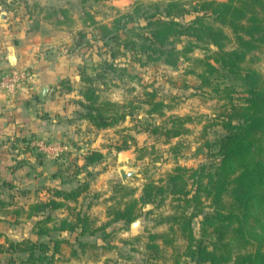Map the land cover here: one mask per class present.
<instances>
[{
  "label": "rangeland",
  "instance_id": "1",
  "mask_svg": "<svg viewBox=\"0 0 264 264\" xmlns=\"http://www.w3.org/2000/svg\"><path fill=\"white\" fill-rule=\"evenodd\" d=\"M179 1L187 9H192L203 0ZM165 5L166 1L163 0H40L32 14L34 21L46 36L50 33L55 55L66 56L71 69L54 85L52 94L58 101V108L44 112L43 104L38 99L30 105L33 110L30 114L37 122L39 132L11 139L12 158L6 164L10 176L6 177L8 181L0 177V201L5 204L0 206V244L27 239L46 244L51 240H66L69 246L62 245L53 264H144L147 256L144 254L143 242L149 233L167 231V225L160 222L159 217L172 213L174 204L166 198L162 202L144 205L139 210L141 214L137 218V227H131L134 221L126 223L115 220L114 212L123 208L131 192L138 198L146 183H158L176 166L196 169L218 163L219 157L214 155V143L225 133L219 115L226 102L215 99L210 90L200 87L199 79L188 73L190 59L203 58L217 49L213 46H207L205 50L196 48L187 57H180L175 67H170L159 62L141 66L129 60L131 53L122 48L121 40L126 36L136 40L133 35L137 31L132 29L144 27L148 21L164 18ZM125 15L126 18L114 25L112 33L102 39L101 27H112L117 18ZM196 15L190 13L177 21L187 25ZM115 29L118 31L115 32ZM139 33H144V30ZM115 34L121 39L118 45L111 41ZM189 40L186 37L172 39L166 49L180 52ZM105 63H113L115 69L107 68ZM259 67L264 69V64H259ZM81 73L93 79V85L102 99L120 104L139 97L145 90H155L168 107L165 109V117H192L187 123L190 132L170 140L152 135L146 128L158 125L165 117L145 114L146 107L133 111L123 123L113 128L97 131L88 125L84 126L83 122H86L78 119L84 110L77 103L84 86L79 81L78 75ZM219 82L229 85L237 93L241 92V82L233 76L223 74ZM240 96L234 94L233 97L236 99ZM20 112L18 123L28 117L25 109ZM53 130L54 134L51 133ZM262 138L264 141V132ZM36 140L67 144L71 152L63 154L59 159H51L32 146ZM123 140H126L127 149L117 151L115 148L121 146ZM92 150L100 151L104 157L98 163L84 167L83 157ZM39 163L46 166L45 171H51L54 167L58 175L56 179L44 175V191L36 184ZM121 169L134 173L124 183L120 178ZM107 171H112L114 178H110L103 190L92 188V185H101ZM119 183L124 188L117 187ZM85 185L79 197L75 201L64 202L67 206L61 209L46 211L44 215L31 218H27L23 212L15 214L16 210H25L31 203L47 200L51 195L50 190L64 191L67 188L70 191ZM260 190L264 194V185ZM210 210L211 207L205 202L202 215L192 221L197 239L200 238V221ZM3 211L13 213L6 215ZM251 212L263 214L262 218L254 219L257 222L250 218L255 231L261 233L264 230V205ZM76 214L88 217L90 228L98 230L84 236L78 235V229L69 230L68 224L74 223ZM44 217H50L45 226L48 233L36 236L32 232L33 226ZM79 244L84 247L80 248ZM71 250H75L74 256ZM50 253L47 251L44 255L49 257ZM17 256L2 253L0 263L5 264L8 259ZM174 258L180 264H194L184 255V241L179 237L175 240L174 248L166 247L162 251L160 262L170 264Z\"/></svg>",
  "mask_w": 264,
  "mask_h": 264
},
{
  "label": "trees",
  "instance_id": "2",
  "mask_svg": "<svg viewBox=\"0 0 264 264\" xmlns=\"http://www.w3.org/2000/svg\"><path fill=\"white\" fill-rule=\"evenodd\" d=\"M163 1H166L164 18L132 29L137 31L133 35L136 40L128 36L121 40L115 34L111 41L118 45L121 40L122 48L131 53L129 60L141 66L159 62L175 67L180 57H187L196 48L205 50L207 46H213L217 49L203 58L190 59L188 73L199 79L200 87L210 90L215 99L226 102L219 115L225 133L214 143V155L219 157V161L214 166L203 165L196 169L174 167L158 183H146L138 198L131 192L123 208L114 212L115 220L132 223L141 214V207L169 198L174 204L172 213L159 217L160 222L167 225V231L148 234L143 242L147 256L144 264H164L160 262L161 253L166 247L174 248L177 237L184 241V255L194 264H264V230L257 233L250 223V218L255 221L263 216L252 213V209L254 212L264 205V194L260 190L264 185V69L259 67V64H264V0H203L192 9H187L179 0ZM190 13L197 15L189 24L182 25L177 21ZM126 17L117 18L112 27L102 26L101 38L109 36L114 25ZM142 30L144 33H139ZM180 37L190 39L182 51L166 49L172 39ZM105 65L115 69L113 63ZM223 74L241 82L240 93L219 82ZM78 76L84 85L81 99L77 102L84 111L78 119L85 121L93 130L113 128L142 107H146L147 115L165 117L168 107L155 90H145L139 97L120 104L102 99L89 75L81 73ZM234 94L241 96L234 99ZM191 120L188 115H170L158 125L146 129L166 140L176 139L190 132L187 123ZM122 143L115 148L117 151L127 149L126 140ZM103 157L100 151H88L82 165H93ZM116 186L124 188L121 183ZM85 188L86 185L67 192L50 190L51 195L46 201L31 203L25 210H16L15 214L23 212L31 218L61 209L67 206L64 202L75 201ZM205 202L211 210L200 221V238L197 239L192 221L202 215ZM0 206L5 204L0 201ZM3 212L6 215L13 213ZM48 221L50 217L37 221L33 234L47 235L45 226ZM90 223L88 217L76 214L74 223L68 226L69 230L78 229V235L84 236L98 230L90 228ZM66 244H69L66 240H51L48 244L29 239L8 241L5 245L0 244V254H18L8 259L7 264H53L56 254ZM79 246L84 247L83 244ZM47 251L51 252L49 257L44 255ZM75 254V250H71V255ZM170 264L180 263L174 258Z\"/></svg>",
  "mask_w": 264,
  "mask_h": 264
},
{
  "label": "crops",
  "instance_id": "3",
  "mask_svg": "<svg viewBox=\"0 0 264 264\" xmlns=\"http://www.w3.org/2000/svg\"><path fill=\"white\" fill-rule=\"evenodd\" d=\"M39 4L40 0H0V72L8 67L7 49L13 46L17 58L16 66L27 68L31 73L30 81L20 88L13 98L0 99V177L5 181H8L6 177L10 176L6 164L12 158L11 139L14 136L23 138L26 133L39 132L37 122L30 114L33 111L30 105L38 99L43 104L44 112L58 108V101L52 94L54 85L71 69L66 56L55 55L50 33L46 36L34 21L32 14ZM44 88H47V92L40 98ZM23 109L28 117L24 118L22 123H18V115ZM83 124L87 126V123ZM54 131L51 133L54 134ZM45 168L43 163H39L36 176V184H39L43 191L44 175H51L53 179L58 176L54 167L51 171H45ZM110 178H114L113 173L107 171L101 185L97 187L92 185V188L103 190ZM63 190L67 191V188ZM40 195L43 196L44 192Z\"/></svg>",
  "mask_w": 264,
  "mask_h": 264
},
{
  "label": "built area",
  "instance_id": "4",
  "mask_svg": "<svg viewBox=\"0 0 264 264\" xmlns=\"http://www.w3.org/2000/svg\"><path fill=\"white\" fill-rule=\"evenodd\" d=\"M31 79L29 69L23 67L10 68L9 66L0 72V99L13 98L17 91L27 84ZM32 146H35L41 153L51 159H59L63 154L71 152L67 144L59 142L35 141ZM83 152L82 154H84Z\"/></svg>",
  "mask_w": 264,
  "mask_h": 264
},
{
  "label": "water",
  "instance_id": "5",
  "mask_svg": "<svg viewBox=\"0 0 264 264\" xmlns=\"http://www.w3.org/2000/svg\"><path fill=\"white\" fill-rule=\"evenodd\" d=\"M7 63L10 68H14L17 65V58L15 55V49L13 46L8 47L7 49ZM47 92V88H44L41 95L39 96L40 98H43L44 94ZM120 178L121 181L124 183L127 178H131L132 175L134 174L133 172H127L124 169L120 170ZM139 225V219L135 220L132 224L131 227H137Z\"/></svg>",
  "mask_w": 264,
  "mask_h": 264
}]
</instances>
